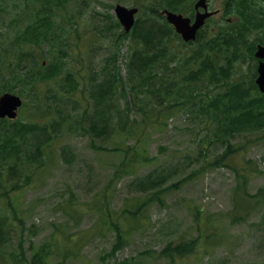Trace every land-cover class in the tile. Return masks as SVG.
Masks as SVG:
<instances>
[{"label": "rangeland", "instance_id": "1", "mask_svg": "<svg viewBox=\"0 0 264 264\" xmlns=\"http://www.w3.org/2000/svg\"><path fill=\"white\" fill-rule=\"evenodd\" d=\"M194 1L182 0L180 10H174L194 14ZM238 1L208 0V9L216 12L198 32L205 43L213 42L212 28L235 36L195 57L200 43L184 41L168 24L176 36L164 47L167 60L132 73L129 58L138 43L130 39L132 28L123 30L113 8L116 3L136 6L135 18L147 15V23L158 28L166 20L151 15L159 7L154 0H0V85L24 100L15 120L31 119L26 122L38 125L37 132L42 119L60 121L58 114L63 119L54 134L58 137L42 149V165L32 168L19 192L9 196L15 202L5 203L7 196L0 193V216L7 217L0 264H34L30 258L45 244L50 248L41 264H264V124L253 135L228 131L230 113L224 105L239 99L232 93L229 101L206 106L232 85L248 91L255 85L254 99L263 94L256 79L264 56L256 54V47L264 43V0H243L240 18L233 10ZM226 3H234L232 10ZM39 8L47 16L43 31L52 41L41 37V45L14 50L17 33L39 18ZM33 54L40 73L60 61L63 82L39 79L44 82L38 90L37 82L21 90L11 66ZM203 59L223 67L226 81L221 68L214 79L200 75ZM62 88L65 93L59 94ZM107 117L110 131L101 121ZM33 136V131L25 133L20 155L32 148ZM230 148L231 158L215 161ZM129 152L126 159L123 153ZM147 177L159 198L151 192L156 189L142 191ZM149 195L152 200L136 221L122 219L119 231L101 224L99 212L105 207L115 222L118 212ZM241 201L253 207L236 218L243 211L237 208ZM190 239L194 244L183 254L166 249ZM66 248L73 253L63 257Z\"/></svg>", "mask_w": 264, "mask_h": 264}, {"label": "trees", "instance_id": "2", "mask_svg": "<svg viewBox=\"0 0 264 264\" xmlns=\"http://www.w3.org/2000/svg\"><path fill=\"white\" fill-rule=\"evenodd\" d=\"M154 4L159 5V7L155 6V10L152 11L153 18H160L158 14L160 7V1L154 0ZM162 2L165 1L164 7L169 9H177L180 10L182 5V0H161ZM243 0H239L235 5L234 3H226V10H232V7L234 5V13L236 15H239L241 17V13L244 11ZM48 2V1H46ZM229 5V7H228ZM176 11V10H175ZM39 18L35 21L25 22V27L23 30L19 31L16 35V41H15V47L14 50H20L24 46L28 44H35V45H41L44 39H41V37H49V41H52L53 36L49 34L44 33V29L47 27V16L43 15L42 11L39 8L38 11ZM147 16V15H146ZM142 17L141 19L136 20L132 32L130 34V39L132 42H137L138 44L132 45V50L130 53L129 58V72L137 73L142 71H147L148 68L155 66L159 61L167 60V50L164 49L166 46V43L169 41L171 35H175L172 28L163 21L162 24L155 28L152 23H147L149 17ZM146 17V18H145ZM144 18V19H143ZM210 34L213 35V42L205 43L202 41L201 34L198 33L197 37L195 39V42L200 43V45L197 47L196 51L194 52L193 56L197 57L200 54H203L207 51L208 48H214L218 44L216 41H224L232 37L231 34L227 36H222L221 30L218 28L217 31L214 29L210 30ZM58 36L55 37L56 41L58 40ZM56 43V42H55ZM192 43V42H190ZM38 56L36 54H33L31 59L27 60L25 57L20 56L13 66H11V72L12 75H14V78L18 80L20 83L21 90H24L25 88L32 89L35 85V88L38 90V87L41 83H43L44 79H54L59 82V84L62 81V75L64 73L63 65L59 61L58 64H54L51 66H46L45 71L38 72L36 65L38 63ZM43 60H40V63H42ZM200 75L208 76L211 79L215 78V74L217 69L221 68L220 72L223 74V82L226 81L228 75L224 74L225 69L221 66H217L212 59L209 60V63L207 64L206 59H203L201 62L200 67ZM10 73V72H9ZM16 74V75H15ZM11 75V73H10ZM39 79H43L38 81ZM29 84V86H28ZM6 85L2 83L0 85V89L5 90ZM157 87V85H156ZM135 86L132 88L134 89L135 96H138L137 91L135 90ZM252 91L244 90L238 85H232L227 93L219 94L215 97V99H210L206 106L212 107L216 102L225 103L230 100V93L234 94L239 98L236 103L235 102H229L228 104L224 105V110L230 113V117L226 121V129L230 132L233 131H246L251 132L255 134V131L260 129V126L264 124V94H259L257 96V99H254L255 96H253L251 93L256 90V86L253 85ZM2 90V91H3ZM59 94H64L65 89H61L58 91ZM115 95V92H114ZM114 95H110V99L114 97ZM258 98H261V102L258 101ZM104 99V98H102ZM155 104H159L160 97H157L156 94H154V98L152 99ZM153 104V106H155ZM45 107V106H44ZM51 106H46V108H50ZM158 110V109H157ZM234 112V114H232ZM103 125L109 129L110 131V118L107 117L103 120ZM59 122L55 117H53L52 121L49 124H44L42 127V134H43V141L38 142L34 145V148H31L29 151L25 153V157L23 160L17 161L16 159H13L10 164L6 167L0 166V188L2 185H7L8 189L5 190V195L7 196V199L5 203H8L9 200H14L13 198H10V194L19 191L18 188L22 186V180L23 178L26 179L29 175V172L32 168H36L39 163L38 160L43 157L42 154V147L43 143H45L50 137H52L58 130ZM257 128V129H256ZM264 131V129L262 130ZM19 133L14 132L10 130L9 128H0V141L6 140L9 143H13L18 140ZM20 145H14L12 149H10L9 145L0 143V158L6 154L9 150L11 152V155L17 154L18 149ZM234 149H228L227 152L221 153L217 157H215L216 160H221L223 158H231L232 153ZM133 155L140 154L139 151L132 152ZM229 154V155H227ZM130 155L129 153H123V156L128 159ZM122 170L127 173L129 172L126 170L125 162L121 165ZM150 177H147V182L142 181V191H145L147 187L156 189V185L151 183ZM153 193H156L154 197L159 198L158 195V189L151 191ZM137 200V199H134ZM151 197L143 198L142 200H137L132 202V208L124 209L123 212L127 218L132 219L135 221V218L138 216L144 214L143 209L148 203L151 201ZM240 206H237L238 209H243V211H237L236 218H244L251 208L253 207V204L248 201H241ZM12 209V205H8ZM98 211V210H97ZM102 212H99L100 214V222L101 223H107V219L109 218V214L107 213L108 209H102ZM121 212V211H120ZM14 217H17L16 214L13 215ZM7 220L6 215L0 216V241L3 240L5 231L3 229L4 224ZM110 224H113V221L110 222ZM115 227H117V223L115 222ZM194 244V240L190 239L188 241H180L177 242L174 246H169V244L166 246V249H169L173 252H176L177 254H183L187 250H189ZM48 245H41L38 247L37 251L34 253V255L30 258V262L34 264H41L43 262L44 257L49 252ZM196 247H193L191 251L187 253H193L195 251ZM78 250H80V246L78 247ZM73 253L71 248H66L63 257L68 256L69 254Z\"/></svg>", "mask_w": 264, "mask_h": 264}, {"label": "water", "instance_id": "3", "mask_svg": "<svg viewBox=\"0 0 264 264\" xmlns=\"http://www.w3.org/2000/svg\"><path fill=\"white\" fill-rule=\"evenodd\" d=\"M205 8V0H198L194 4V7L197 9L198 7ZM137 8H126L117 4L115 6V14L119 20V22L123 25L124 30L128 31L133 22H134V14L136 13ZM161 14L165 15L166 20L173 24L176 32H178L185 41L191 40L195 38L196 31L198 27L204 22V18L209 15V12H199L196 11L195 18L193 22H190V18L188 16H183L181 13H176L171 10L163 9ZM256 54L259 56H264V45L258 46ZM259 71L261 75L256 79L258 86L261 91L264 90V62L259 64ZM21 104V99L19 96L15 94H11L5 92L0 95V116L3 117L5 115L9 117H14L16 114V108Z\"/></svg>", "mask_w": 264, "mask_h": 264}]
</instances>
